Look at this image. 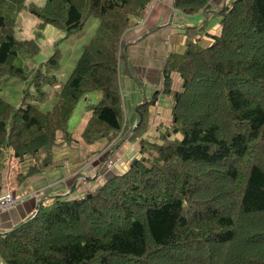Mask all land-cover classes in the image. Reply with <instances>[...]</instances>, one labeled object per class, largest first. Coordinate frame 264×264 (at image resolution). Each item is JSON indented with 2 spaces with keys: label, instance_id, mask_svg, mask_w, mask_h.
I'll return each instance as SVG.
<instances>
[{
  "label": "trees",
  "instance_id": "obj_1",
  "mask_svg": "<svg viewBox=\"0 0 264 264\" xmlns=\"http://www.w3.org/2000/svg\"><path fill=\"white\" fill-rule=\"evenodd\" d=\"M152 1L0 0V91L9 77L24 84L22 102L0 94V193L10 158L26 168L19 179L55 165L56 148L74 142L69 121L89 92L102 96L87 106L82 141H105L106 158L124 141L140 146L125 171L76 197L42 200L35 215L0 235L6 264H264V0L223 1L219 32L167 55L161 88L128 127L120 84L126 35ZM172 3L184 16L214 5ZM23 10L39 20L33 38L17 37ZM92 16L99 25L61 83L57 42L37 61L44 30L70 36ZM159 94L172 101V126L149 140ZM79 186L75 180L73 190Z\"/></svg>",
  "mask_w": 264,
  "mask_h": 264
},
{
  "label": "crops",
  "instance_id": "obj_2",
  "mask_svg": "<svg viewBox=\"0 0 264 264\" xmlns=\"http://www.w3.org/2000/svg\"><path fill=\"white\" fill-rule=\"evenodd\" d=\"M216 1V0H215ZM171 0L160 2L147 7L151 11L146 19H137L139 23L126 35V58L121 67V92L124 99L126 121L128 127L137 123L138 111L144 102H148L154 93L161 88L163 82V68L170 52L182 53L186 50L191 40L199 38L201 44H206L208 38L198 37L200 33L194 23L175 24L171 13ZM176 12V11H175ZM177 13V12H176ZM207 12L198 13L195 16L186 17L188 21L208 18ZM178 18V14L176 16ZM218 18V17H217ZM136 21V19L134 20ZM219 21V19H218ZM39 20H36L38 23ZM143 27V31H138ZM206 31V34H215L219 30ZM211 31H216L210 33ZM129 68V70L127 69ZM137 72V73H136ZM173 88H181L182 79L176 72L172 73ZM128 92V95L125 94ZM172 101L164 94H159L155 106H150V127L144 134V138L155 140L160 131L172 122ZM90 115V111L82 119L75 132H72L74 142L60 145L56 148L54 158L55 165L44 172L27 179H19L18 174L26 168L14 158H10L8 168L3 172V189L1 192L11 191L21 198L19 203L11 209L0 212V235H6L17 225L36 214L42 200L56 195H64L73 191L69 197H76L79 192L96 188L105 178L117 175L125 171L130 162L140 156L138 142H124L106 158L104 151L106 142L87 145L81 139V133ZM107 159V160H106ZM109 159H118L117 163L107 168ZM87 160V161H86ZM86 164L84 167V162ZM82 164V166H81ZM78 172V177L72 176V172ZM19 179V180H18ZM79 187L73 190L75 180ZM82 189H81V188ZM87 188V189H86ZM40 192V196L33 195ZM38 194V193H37ZM0 264H6L0 255Z\"/></svg>",
  "mask_w": 264,
  "mask_h": 264
},
{
  "label": "rangeland",
  "instance_id": "obj_3",
  "mask_svg": "<svg viewBox=\"0 0 264 264\" xmlns=\"http://www.w3.org/2000/svg\"><path fill=\"white\" fill-rule=\"evenodd\" d=\"M165 1H168V0H153L151 2V8L153 9L155 4L160 3V2L163 3ZM217 1L218 0H216V1L213 0L214 5L213 6L209 5V7H208L209 11L206 13V15H208V18H206V19L202 18L201 20H198L197 22L195 20L190 22L187 20L186 17L195 16L198 13L195 15H191V16H184V15L178 14L176 12H175V15L172 14L171 18L173 16H175L174 20H175V24H177V25L181 24L182 22L194 23V25H196V26L198 25L197 28H200L199 29L200 33L198 34V37L205 39L207 37L205 32L216 29V25L219 24V21H218V18H217V15L215 14V12L217 11L216 8L219 7L220 4L224 0H219V2H217ZM30 2H34L37 5L42 6L45 3V0H27V3H30ZM171 4H172L171 5V13H172L175 10L173 3H172V0H171ZM150 12L151 11L146 12L145 16L142 19H146ZM177 14H178V18H176ZM142 19H140V21H142ZM36 20H37V18L34 15H32L27 10H23L20 13V27L17 30V37L20 39L33 38L34 37V31H35V28L37 25ZM135 22H137V19ZM98 25H99V20L92 16L86 21V23L84 24V26L80 30H78V31L74 32L73 34H71L70 36H66V37H63L64 34L61 31H59L58 29H56L53 26L48 25L46 27V29L44 30L43 39L40 40L41 53L38 56L37 61L39 62V61L46 59L48 57V55H50L52 53L54 43L57 42L58 47H59L60 52H61V55H62L61 61H60L61 67H60L59 71L57 72V76H58V79L61 83L65 82L67 80L69 74L71 73V71L74 69L76 62L81 55L83 45L89 42V40L91 39V37L95 33ZM138 27H140V26H137V28ZM214 32H216V31H214ZM214 32L211 31L210 33H214ZM218 32H219V30L216 33H218ZM121 67H122V62H121ZM23 89H24V84L20 79H18L16 77H9L3 81L0 94L7 97V99L12 103H19V102H22V99H23V95H24ZM125 94L128 95V92H126V90H125ZM101 96H102L101 91H93V92L87 93L86 95H84V97H82V99L79 101V103H78V105H77V107H76V109H75V111H74V113L71 116L70 121H69V130L71 132H75L77 130L82 119L89 112V110L87 109V106L90 104L98 103L99 100L101 99ZM31 99L32 98H30L29 101H31ZM172 120H173V118H172ZM171 126H172V122L169 126H165L164 130L160 131V134L162 132L170 130ZM124 142H128V141H124ZM106 150H107V147L105 146L104 151H106ZM116 160H118V159H116ZM86 161L84 162L83 167L86 164H89V163H86ZM81 166H82V164H81ZM106 167L110 168V167H108V165ZM72 174H73L72 176L76 177L78 175V172L77 171H76V173L72 172ZM91 186H90V190H93L94 188H91ZM75 189H77V188H75ZM72 193H73V191L67 193L66 196H69Z\"/></svg>",
  "mask_w": 264,
  "mask_h": 264
},
{
  "label": "built area",
  "instance_id": "obj_4",
  "mask_svg": "<svg viewBox=\"0 0 264 264\" xmlns=\"http://www.w3.org/2000/svg\"><path fill=\"white\" fill-rule=\"evenodd\" d=\"M224 1H226V0H224ZM116 163H117L116 159H109L108 167H112ZM37 193H34L33 195H35V196H40L41 195L40 192H37ZM20 200H21V198L16 196L11 191L0 193V212L1 211H6V210L11 209V208H14L19 203Z\"/></svg>",
  "mask_w": 264,
  "mask_h": 264
},
{
  "label": "water",
  "instance_id": "obj_5",
  "mask_svg": "<svg viewBox=\"0 0 264 264\" xmlns=\"http://www.w3.org/2000/svg\"><path fill=\"white\" fill-rule=\"evenodd\" d=\"M140 116H142V115L140 114Z\"/></svg>",
  "mask_w": 264,
  "mask_h": 264
},
{
  "label": "bare ground",
  "instance_id": "obj_6",
  "mask_svg": "<svg viewBox=\"0 0 264 264\" xmlns=\"http://www.w3.org/2000/svg\"><path fill=\"white\" fill-rule=\"evenodd\" d=\"M225 247V246H224ZM227 247V246H226Z\"/></svg>",
  "mask_w": 264,
  "mask_h": 264
}]
</instances>
